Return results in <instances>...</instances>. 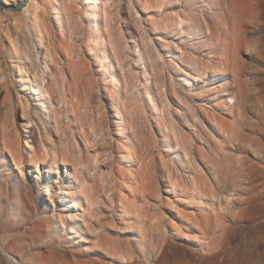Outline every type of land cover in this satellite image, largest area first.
I'll return each instance as SVG.
<instances>
[{"label":"rangeland","instance_id":"1","mask_svg":"<svg viewBox=\"0 0 264 264\" xmlns=\"http://www.w3.org/2000/svg\"><path fill=\"white\" fill-rule=\"evenodd\" d=\"M31 3L0 9V264H264V0Z\"/></svg>","mask_w":264,"mask_h":264},{"label":"bare ground","instance_id":"2","mask_svg":"<svg viewBox=\"0 0 264 264\" xmlns=\"http://www.w3.org/2000/svg\"><path fill=\"white\" fill-rule=\"evenodd\" d=\"M6 2V1H5ZM34 2V1H33ZM7 3V2H6ZM9 4V3H7ZM33 3H29L27 5V7L25 8V10L23 11L24 15L25 16H32V8H33ZM34 23H35V20H34ZM51 54V53H50ZM52 59V57H51ZM55 60V58H54ZM53 60V61H54ZM47 66L44 68L43 66L40 67V71H41V77H40V71L37 69V64L35 65V63L31 65V67L29 68V70H27V74H28V83L26 84V86L30 89V95L31 97L33 98V101L35 100L38 104H37V113L36 115L38 114L39 116H42L43 114H45V118H46V121L49 123L50 121V118H49V115L47 116L49 110L47 108V104H46V100H45V96L47 94H49V89H50V85H48L50 82L51 83H54L56 85H59L60 86V83H59V80H58V77L55 76L53 74V72L50 71L51 67L49 65V63L47 62L46 64ZM39 68V67H38ZM18 74H21L20 70H18ZM32 74L36 77V80H37V86H34V85H31V81H30V77H32ZM187 78H192V76L189 74H187L186 76ZM39 78V79H38ZM39 80V81H38ZM46 81H48L49 83H45ZM63 86V85H62ZM61 87V86H60ZM63 89V88H62ZM64 89H66L64 87ZM63 89V90H64ZM62 90V91H63ZM64 91H67V90H64ZM65 93V92H64ZM18 96V95H17ZM19 97H21L19 95ZM17 97V98H19ZM22 98V97H21ZM27 98V97H26ZM62 98V97H61ZM32 100V99H30ZM30 100L29 99H26L25 102H23L22 107L24 109H26L27 107L31 106V103H30ZM51 101V100H50ZM20 102L22 103V100L20 99ZM228 105V102H225L223 104H220L221 107H224L225 105ZM64 108V107H63ZM48 110V111H47ZM61 110V109H60ZM26 111V110H25ZM61 194L64 195L66 198H68V195L66 193V190H62L61 191ZM68 203H70L71 205L69 206L68 209L72 208L74 204H72L73 202L69 201ZM70 218H72L74 221H75V224H79L80 223V218L78 216V213H75V212H71L70 213Z\"/></svg>","mask_w":264,"mask_h":264},{"label":"water","instance_id":"3","mask_svg":"<svg viewBox=\"0 0 264 264\" xmlns=\"http://www.w3.org/2000/svg\"><path fill=\"white\" fill-rule=\"evenodd\" d=\"M32 0H21L18 4H7L5 0H0V9H5L12 12H21Z\"/></svg>","mask_w":264,"mask_h":264}]
</instances>
